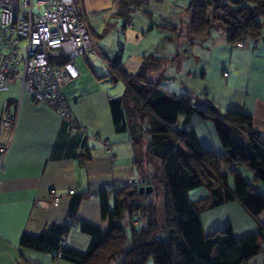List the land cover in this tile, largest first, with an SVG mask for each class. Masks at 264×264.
Listing matches in <instances>:
<instances>
[{
  "label": "crops",
  "instance_id": "0c3cea01",
  "mask_svg": "<svg viewBox=\"0 0 264 264\" xmlns=\"http://www.w3.org/2000/svg\"><path fill=\"white\" fill-rule=\"evenodd\" d=\"M84 4L94 43L88 54L74 60L79 76L65 84L62 92L70 117L78 126L84 127L85 132L69 130L62 116L48 105L34 102L30 94L21 91L18 81L5 90L6 95L0 104L1 109H17L15 126L4 130L2 136L3 141L10 142V147L5 170L0 174V264H72L54 259L52 254L22 247L19 239L23 234L36 235L53 225L66 229L62 238L65 237L67 247L85 250L89 238L79 230L77 222L105 227L97 194L105 186L118 190L130 178L153 175L150 165L155 163L158 166L146 155L143 145H135L127 132L116 133L113 129L108 100L115 96L111 95L107 81L111 74L115 77L117 73L103 59V54L112 62L118 56L116 61L123 71L130 55L125 54L123 47L119 50L115 46L122 37H117L111 51L105 52L104 39H101L105 31L102 34L101 23L92 18L93 12L102 10L93 6L92 0H84ZM166 11L171 10L163 11L160 6L154 13L162 19ZM123 19L120 31L127 40L134 27L128 22L127 15ZM163 24L174 25L175 29L187 25L181 21ZM242 42V46L230 44L222 31L214 30L207 39L189 41L187 38L181 42L186 47L182 56L173 53L171 42L161 43L164 51L157 54L170 64L183 57L178 72L190 79L180 82L175 91H168L187 98L197 108L210 103L220 112L234 110L250 116L254 130L264 142V32L258 41L245 39ZM116 50L119 54L115 53ZM141 52H149V49ZM136 56L141 62V55ZM98 61L102 65H97ZM149 72L151 80L160 85L163 73L156 76L154 70ZM166 76L173 77L169 73ZM182 118L183 115L178 116V120ZM188 129L202 148L215 155L223 153L210 121L193 115ZM103 139L109 141L111 154L107 153ZM237 170L256 192L264 196V184L254 182L253 175L244 166H238ZM51 191L59 198L56 205L52 203ZM74 195L80 199L70 213ZM207 196L208 192L202 187L188 192L192 201ZM258 218L264 223V211ZM200 220L205 234L221 230L227 224L236 237L256 230L254 221L234 201L204 210ZM79 244L84 249H79ZM249 264H264V248L258 256L250 259Z\"/></svg>",
  "mask_w": 264,
  "mask_h": 264
},
{
  "label": "trees",
  "instance_id": "16d2710c",
  "mask_svg": "<svg viewBox=\"0 0 264 264\" xmlns=\"http://www.w3.org/2000/svg\"><path fill=\"white\" fill-rule=\"evenodd\" d=\"M139 1L119 0L118 15L128 17L127 10ZM187 8L186 32L194 40L207 39L212 31L220 30L230 44L255 41L264 28V0H191ZM118 58L107 61L125 87L122 96L108 100L113 129L127 132L161 168L159 181L154 175L140 177L142 186H150L152 192L161 187L163 225L157 224L154 201L140 200L146 194L127 187L112 194L102 189L98 199L105 227L77 222L89 238L85 250L61 247L66 229L53 225L36 235L23 234L19 245L52 254L54 259L61 252L59 259L72 264H145L149 258L154 264H247L264 248V223L258 218L264 211V196L237 170L244 166L254 182L264 184V142L250 116L234 110L220 112L210 103L197 108L187 98L162 88L148 78V72L159 67L158 61H166L162 56L141 54L135 73L121 70ZM179 115H183L181 120ZM193 115L213 124L222 154L215 155L199 145L188 129ZM199 187L208 196L190 200L188 192ZM79 199L72 197L70 213ZM231 201L250 216L256 230L236 237L227 224L205 234L200 214Z\"/></svg>",
  "mask_w": 264,
  "mask_h": 264
},
{
  "label": "built area",
  "instance_id": "2783aa9c",
  "mask_svg": "<svg viewBox=\"0 0 264 264\" xmlns=\"http://www.w3.org/2000/svg\"><path fill=\"white\" fill-rule=\"evenodd\" d=\"M93 43L84 0H0V93L18 81L21 91L34 102L46 104L62 116L69 130L84 133L85 128L70 117L62 87L78 78L74 60L88 54ZM16 119L17 109L0 108V174L10 147L9 141L2 140L3 132L12 129ZM102 143L111 154L109 141L103 139ZM141 186L140 176L125 184L134 191ZM103 189L110 194L116 190L111 186ZM50 196L56 205L59 198L53 191ZM59 244L66 247L65 237ZM61 255L58 252L56 259Z\"/></svg>",
  "mask_w": 264,
  "mask_h": 264
},
{
  "label": "rangeland",
  "instance_id": "374dc122",
  "mask_svg": "<svg viewBox=\"0 0 264 264\" xmlns=\"http://www.w3.org/2000/svg\"><path fill=\"white\" fill-rule=\"evenodd\" d=\"M190 2L191 0H144L139 1L133 7L129 5L128 7H132V9L127 10L129 13L127 18L129 20L128 22L133 25L134 32L128 35L127 40L123 38L124 36L120 31L124 19L117 16L121 9V5L117 2V0H92V5L102 10L101 12H93L92 18L97 19V21L101 23L100 32H102V34L104 31L107 33H104V35L101 36V39H104L102 44H104L103 48L105 49V52L107 50L111 51L117 37H122L120 44L123 46L125 54L130 55V58L128 59L124 69L127 71V73H134L138 70L140 65V59H137L139 56L136 55L147 53L141 52L142 50L146 51L147 48L149 49V53H156V55L159 56L157 53H163L164 51L161 49V43L166 42L169 44L171 42L174 46V49L172 50L173 53L177 52L181 56L185 53L186 47L182 46L181 42L186 41L187 38L189 41L192 40V38H190L186 32L187 28L185 26H178V29H175V27L173 29L172 27L174 25L165 26L163 23L167 22L176 24L181 21L182 24L186 25L190 17V11L187 8ZM160 6L163 11L169 9L171 10L166 11V15L162 17V19H166V21H162V19H160L161 17L155 15L154 13L155 10L159 9ZM91 12L92 11L90 10V13ZM186 16L188 18H185ZM89 19H91V16ZM115 23L117 24L114 27L113 24ZM262 32H264V28H262ZM119 33L120 35L118 36ZM177 42L178 44H176ZM115 46L117 49H119V44ZM115 53L119 54L117 50ZM107 54L108 56L110 55L109 53ZM100 55L102 54L100 53ZM109 57H111V55ZM103 59L107 60V56L105 54H103ZM181 59H183V57L175 61L173 64H170V61H158L159 67L155 69L154 72L156 73V76H158L160 72L163 73L164 77L160 79V86L162 88L175 91L174 89L179 86L180 82L190 80L185 74H183V72L182 74L181 72H178L179 65L183 63ZM96 64L100 65L101 61H98ZM168 73L172 74L173 77H167L166 75ZM148 78L152 79L150 72H148ZM107 84L110 86L109 91L111 95H114L115 97H120L123 95L125 87L123 81L119 77H114V75L111 74V77L108 78ZM5 95V91L0 93V104ZM150 170L155 179L159 181L161 177V168L156 166L155 163H152L150 165ZM160 188V186H157L156 191H151L149 194L145 193L147 196H143L140 200L144 202L150 200L154 201L156 206L157 224L162 226L164 223V209L163 195ZM148 196H150V200H147ZM158 236L161 237L162 233H160ZM78 247L79 249H84V246H81V244H79ZM256 256H258V254ZM249 262L250 260L247 262V264H249ZM112 264L116 263L114 262ZM145 264H154L152 258L147 259Z\"/></svg>",
  "mask_w": 264,
  "mask_h": 264
},
{
  "label": "water",
  "instance_id": "95a60500",
  "mask_svg": "<svg viewBox=\"0 0 264 264\" xmlns=\"http://www.w3.org/2000/svg\"><path fill=\"white\" fill-rule=\"evenodd\" d=\"M152 191V188L150 186H141L138 190L139 194H149Z\"/></svg>",
  "mask_w": 264,
  "mask_h": 264
}]
</instances>
